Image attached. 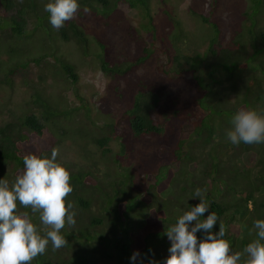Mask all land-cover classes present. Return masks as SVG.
<instances>
[{"label": "trees", "instance_id": "16d2710c", "mask_svg": "<svg viewBox=\"0 0 264 264\" xmlns=\"http://www.w3.org/2000/svg\"><path fill=\"white\" fill-rule=\"evenodd\" d=\"M215 1L219 6V0ZM78 2L80 10L88 8L105 15L108 26L114 18L125 22L113 31L121 34L122 45L128 47L137 42L141 28L122 15L116 17L120 5H141L149 15L150 0ZM253 2L252 12H241L244 19L232 24L229 40L224 27L212 16L216 8L211 16L192 10L211 31L208 27L200 31L193 55L181 54L179 48L171 54L164 43L155 44L160 35L152 16L151 47L139 42L137 50L126 56L111 34L100 38V52L94 60L101 72L116 82L108 85L106 104V96L98 99L82 90L74 57L85 58L91 53L83 48L90 36L85 27L76 24L75 17L53 32L50 14L37 13L41 6L38 0H0V89L14 85L27 88L30 97L25 99L29 102L41 95L33 108H26L29 112L12 114L0 122V179L13 183L24 170L26 154L50 158L53 148L77 135L85 145V163L63 159L60 152L57 157L71 173L73 191L67 200L73 203L75 213L80 211L75 215V226L66 224L61 230L67 244L53 250L49 242L46 252L31 264H134L131 257L137 251L140 257L135 264H141V258L144 264L153 259L163 264L170 248L165 233L178 219L170 214L176 208L185 212L197 205L200 200L193 197L197 188L207 189L210 205L202 218L211 212L217 214L212 231L218 232L215 227L219 229L222 222L224 238L233 252H242L258 238L248 229L257 219H264V143L241 142L237 146L226 135L232 127L229 118L240 108L264 110V84L257 75L264 73V25L256 23L259 14L264 19V0ZM33 12L38 23L31 21ZM38 29L47 37L37 36ZM170 34L177 39L189 35L183 31ZM60 43H65L63 48ZM207 45L209 48L203 49ZM172 61L171 70L168 64ZM142 68L145 71L140 73ZM48 79L57 80L66 91L72 89L71 94L65 98L60 92L59 99L56 95L46 99L42 93H50V84L44 83ZM121 81L125 86L119 87ZM71 96L75 104L69 100ZM64 99L68 105L84 108H64ZM117 102L122 107L125 103L123 113L116 115L122 120H115L111 111ZM92 107H98L106 117L101 125L95 121ZM49 126L60 131L56 135L61 137H55ZM48 135L51 141L42 144ZM252 159L255 167L247 168ZM141 202L162 222L163 228L154 235L130 229L128 218ZM19 207L29 211L34 223L40 225L39 213ZM236 221L244 223L242 237L234 231ZM196 235L200 240L205 233L201 230Z\"/></svg>", "mask_w": 264, "mask_h": 264}, {"label": "clouds", "instance_id": "9594fccd", "mask_svg": "<svg viewBox=\"0 0 264 264\" xmlns=\"http://www.w3.org/2000/svg\"><path fill=\"white\" fill-rule=\"evenodd\" d=\"M80 10L78 0H49L45 11L50 14L52 27L59 29L73 19ZM85 13L90 9L85 8ZM227 131L233 145L264 143V110L240 108L232 117ZM59 150L53 148L51 157L29 153L23 156V172L13 183L0 179V264H31L46 252L49 242L53 250L67 244L62 229L75 226V211L67 197L72 193L70 170L57 160ZM197 188L193 197L200 202L181 213L176 223L168 227L166 235L171 241L169 255L163 264H264V219L254 222L257 239L248 243L243 251L233 252L225 239V225L219 231L212 229L218 221L215 212L202 218L209 208L205 193ZM31 213H39L40 225L34 223ZM137 231L136 229H132ZM205 236L198 240L197 232ZM140 253L132 254L135 264ZM141 264H144L141 258ZM147 264H160L149 260Z\"/></svg>", "mask_w": 264, "mask_h": 264}, {"label": "rangeland", "instance_id": "374dc122", "mask_svg": "<svg viewBox=\"0 0 264 264\" xmlns=\"http://www.w3.org/2000/svg\"><path fill=\"white\" fill-rule=\"evenodd\" d=\"M41 6L37 7V13L39 15H43L45 8H43V4H47L49 0H38ZM220 4L217 6V1L215 0H150L148 9H149V15L142 7L141 5L139 7H131L128 3H123L120 5V13L115 14L116 17L118 15H122L129 19L130 23L138 26V28H141V34L137 36V42H132L131 45L123 46L120 41V33H117L114 30L116 28L115 26L117 24H126L121 19H117L112 21L111 25L108 26L107 23H105V18L103 14H95L91 10L88 13H85L84 9H81L79 13L76 14L75 20L76 24H79L80 27H85L87 30L89 42L85 41L83 48H89L91 49V53L87 57H81V55H75L74 60L76 64L79 66V73L81 75V83H82V90L85 93L88 94H95L96 98L104 97L105 103L107 104V101L109 99L107 93H109L108 85H116L115 81L111 80L110 76H106L104 73L101 72V70L96 65V61L94 60L95 54L97 52H100V44L99 39L107 36L108 34H111V38L114 43H116V46L120 49L121 53H125L126 56H129L130 52H135L137 50V46L139 42H144L147 46H152V40L149 38L150 34V17L153 18V25L157 28V32L159 33L160 37L159 40L155 42L158 46H162L163 43L166 45V47L171 51V54L177 53L175 48H179L181 54L184 55H193L195 50L198 48V45L200 43V31L205 30L208 27L209 32L210 26L209 24L205 23L206 25L203 26L201 24L202 19L198 18L197 16H194L192 14V10H197L202 15L211 16L213 10H216V13L212 16L216 17V20H218L224 31H226L227 38L229 40L230 37V31L232 30V24L237 23V21H241L244 19V15L241 16L242 13H248L252 12L253 10V0H219ZM101 12V8L97 9ZM264 12V6H262V11ZM239 13V14H237ZM244 13V14H245ZM32 15L31 21H34L38 23V20H36L35 14L36 13H30ZM114 15V17H115ZM119 18V17H118ZM257 19V24L264 25V19L261 20V15L259 14ZM201 21V22H200ZM246 21V19H245ZM107 24V25H106ZM33 23L31 24V27H33ZM146 25L147 27H143ZM126 26V25H125ZM112 30L108 32L109 29ZM121 29V28H120ZM58 29L52 28L53 32H56ZM125 32V29H123ZM177 31L178 33H189L188 38L184 37L182 38H174L173 34ZM190 32H194L191 33ZM122 33V32H121ZM36 35L38 36H46L45 32L39 31V29L36 32ZM55 35V34H53ZM94 36H97V40L94 38ZM185 36V35H182ZM194 38H197L199 42H197ZM163 41V42H162ZM227 41L224 42V44ZM90 43V46H89ZM207 44V43H206ZM65 43H60V48L64 47ZM217 45V44H216ZM164 46V45H163ZM73 47V46H72ZM122 48V49H121ZM153 48V47H152ZM204 48H209V45H207ZM76 48L73 47V51H75ZM72 51V52H73ZM82 53V52H81ZM82 56H85L82 54ZM216 62V60H215ZM162 64V63H161ZM168 67L171 69L174 67L173 61L168 64ZM172 70V69H171ZM142 71H145V68H142L139 72L142 73ZM155 69L153 68L151 70V73H154ZM139 73V74H140ZM188 73V72H187ZM186 73V75H187ZM257 75L262 79L264 84V73L258 72ZM174 79V78H172ZM252 81H250L251 83ZM50 84V87L48 92H43L42 95L46 99L49 98H60V92H64V97L66 98V94L70 95L72 92V89L65 90V87L61 85L60 82L53 79H48L46 82ZM124 82L121 81L119 83V87L125 86L123 84ZM228 82H225V84ZM2 87V86H0ZM39 87V85H38ZM41 87V86H40ZM27 88L24 89L22 86L14 85L12 87L7 88L4 90L3 88L0 89V122L8 119L12 114L19 115L22 113V111L29 112V109L26 108H33L34 100L41 99V95L37 94L33 99L27 101L25 98H29L30 95L26 94ZM232 97V96H231ZM232 99V98H230ZM73 104L76 103V99L74 101V98L71 96L69 99ZM107 100V101H106ZM63 101V100H62ZM64 103L62 106L64 108H84L79 107L76 105H68L66 100L64 99ZM126 103V101H125ZM124 103V105H125ZM123 105V107H124ZM122 103L117 102L112 104V113L114 114L113 117L115 120H122L117 118V116L120 115V113H123L122 110ZM86 108V107H85ZM92 113L95 117V121L101 125L103 123V120L106 118L104 115L98 112V107H92ZM101 108V107H100ZM166 110V108H165ZM117 115V116H116ZM229 121H232V117L229 118ZM60 124V123H58ZM49 130H51L54 133L55 137H61L56 135V133H61L53 126H49ZM55 130V132H54ZM52 136L48 135L45 139L41 141L42 144H46L49 141H51ZM90 146V145H89ZM93 151H95L96 147L93 148L90 146ZM58 150L61 154V158L74 161L78 163H85L86 159L83 155L85 153V145L84 140L81 136L77 135L72 136V139H66L63 141V143L58 146ZM206 150V149H205ZM254 160L252 159L250 163H248L247 168H254ZM101 171H105V166L101 167ZM257 172V171H256ZM147 208V206L144 204V202L140 203L137 208L134 207V210L132 212L133 215H131L128 218V222L130 224V229H136L137 232L140 231V235H148V234H155L157 231H161L163 228L162 222L160 219H158V215L155 214V211H151ZM184 210L182 208H176L172 210L171 216L174 213V215H180L183 214ZM79 209L76 211V213H79ZM166 216V215H163ZM134 217V218H133ZM252 219V218H250ZM237 226H235L234 231L237 232L238 236H243V232L245 230L244 223L236 221L235 222ZM217 231H219L218 227H215ZM254 227H251L248 230H251L253 232H256L254 230ZM141 238V237H140ZM143 239V238H142ZM144 242L138 241L139 245ZM167 242L169 246H171V241L167 238ZM163 256H166V254H163Z\"/></svg>", "mask_w": 264, "mask_h": 264}]
</instances>
